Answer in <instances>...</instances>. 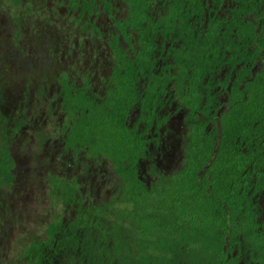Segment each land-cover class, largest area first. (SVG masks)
Returning <instances> with one entry per match:
<instances>
[{"label": "trees", "instance_id": "16d2710c", "mask_svg": "<svg viewBox=\"0 0 264 264\" xmlns=\"http://www.w3.org/2000/svg\"><path fill=\"white\" fill-rule=\"evenodd\" d=\"M123 1L130 8L127 21H152L146 13L148 0ZM164 1L170 2L173 17L191 10L186 17L201 18L209 1L213 5L225 1V5L232 6L229 18L210 21L207 32L196 36L194 30H188V54L179 57L180 62L187 59L190 68L179 73L180 90L185 89V80L191 90L183 168L172 175L159 176L149 188L139 178L138 164L149 151L139 124L145 122L151 127L155 104L150 101L159 83H164V89L170 81L168 75L137 70L148 62L151 49L133 61L126 60L117 49V66L103 96L94 93L88 82L76 87L66 76L59 78L61 108L67 115L64 148L75 153L86 151L91 158L106 159L114 166L120 179V198L114 209L122 211L129 221L126 234L136 237L138 212L142 210L147 217L144 234L151 237V244L155 242L160 252L171 246L172 253L180 254L186 264H264V220L258 202L264 195V0ZM218 51H223L232 67L240 65L231 94L233 101L219 123L200 121L197 114L205 112L198 90L205 73L201 68L208 66L209 56L215 57ZM253 65L257 66L254 73ZM181 66L185 67V63ZM189 71L192 78H187ZM142 79L147 83L144 96L139 89ZM137 106L142 115L132 124L130 114ZM209 124L213 125L210 130ZM14 169L4 132L0 191L13 184ZM52 181L54 195L62 194L65 202L77 201L76 184ZM115 219V228L125 227L119 222L121 216ZM165 261L159 258L156 264H166Z\"/></svg>", "mask_w": 264, "mask_h": 264}, {"label": "flooded vegetation", "instance_id": "af4514ba", "mask_svg": "<svg viewBox=\"0 0 264 264\" xmlns=\"http://www.w3.org/2000/svg\"><path fill=\"white\" fill-rule=\"evenodd\" d=\"M5 1L10 4L11 8L22 5H28V8H31L36 4L31 0ZM148 1L146 13L152 21H127L130 8L123 0H69L60 6L49 3L48 7L53 12L74 16L77 21L88 23L89 29H93L97 34H104L111 60L109 68L105 71L107 75L105 86L101 91H96L91 88L87 80L83 83L84 85L88 82L91 90L97 95H104L106 83L117 66V49L120 50L121 56L130 61L151 49L148 62H143L137 70L144 73H155L161 77L169 76L170 81L165 83L164 89H162L164 83L160 82L150 101L155 104L151 127L148 128L145 122L139 124V132L145 134L149 142L147 157L155 148L159 160L155 163L153 174L151 173L154 177L152 181L142 179L138 168L140 180L149 188L158 181L159 176L172 175L184 166L186 140L183 143V135L188 136L189 132L191 109L188 104L191 90L187 80L184 81L185 89L180 90L178 79H181L179 73L186 69L190 70L186 64L187 59L179 61L181 55L185 57L188 54L190 47L187 31L194 30L196 36L198 32H207L210 21H222L224 17L229 18L228 16L232 14V6L225 5V1L221 5H213L209 1L208 7L204 8V16L201 18L186 17L191 10L182 12L179 17H173L170 2ZM251 19L252 16H249V20ZM182 25H188V27L185 28ZM235 41L237 42L238 39L236 38ZM250 51L254 50L250 49ZM209 57L208 66L201 68L205 70V73L198 86L199 100L205 112L198 113L197 117L200 121L214 120L219 123V118L229 110L233 101L231 94L237 79L236 71L240 65L237 63L236 67H232L229 59L223 57V51H218L215 57ZM181 63H185V67H182ZM256 68L257 66L253 65L252 73ZM192 77L189 74L187 78ZM139 89L144 96L147 89L145 80L142 79L139 82ZM133 111L137 115L134 122L136 123L142 115V110L140 106H137L131 114ZM212 128L213 125L209 124L208 129ZM168 143L170 147L167 149ZM180 146H183L182 156H179L178 152ZM145 159H142L140 163ZM104 181L107 182L106 177ZM67 182L76 184L77 201L65 202L62 194H52L56 205L62 206L65 210L54 212L53 217L46 223L44 237L32 241L22 251L25 255L23 260L11 258V247L6 248L4 243H0V246H3V249L0 248V264H156L159 258L167 260L166 264L172 262L186 264L180 254L172 253L171 246L169 250L160 252L155 242L151 244V237L144 234L147 229L144 227V221L147 217L142 210L138 212L136 237L126 234L129 230L127 226L129 221L124 218L122 211L114 209L115 201L120 198L117 193L120 187L116 186L114 192H110L105 201L89 202L84 201L83 194L79 192L80 188L75 181ZM258 202L261 219L264 220V195L259 198ZM98 207L104 209H98ZM117 216L122 217L119 222L125 224V227L123 225L118 228L114 227L112 223L117 221L115 219ZM118 234L121 235L117 236ZM151 245L157 249V253ZM236 255L237 252L234 253V256ZM239 264H245V261Z\"/></svg>", "mask_w": 264, "mask_h": 264}, {"label": "rangeland", "instance_id": "374dc122", "mask_svg": "<svg viewBox=\"0 0 264 264\" xmlns=\"http://www.w3.org/2000/svg\"><path fill=\"white\" fill-rule=\"evenodd\" d=\"M31 1L36 3L31 8H11L0 0V146L6 132L15 162L13 184L0 191V243L11 247L10 257L16 260L24 259L22 251L32 241L44 237L54 212L65 210L52 197L53 179L75 181L89 202L105 201L120 187L108 160L67 151L63 145L67 115L58 79L64 75L79 86L87 80L101 91L111 61L106 38L88 23L48 7L69 0ZM136 117L133 111L130 122ZM182 151L180 146L179 156ZM155 152L153 148L138 166L146 181H152L159 162Z\"/></svg>", "mask_w": 264, "mask_h": 264}]
</instances>
